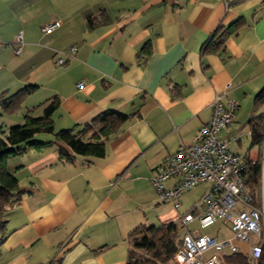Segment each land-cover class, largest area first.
Returning <instances> with one entry per match:
<instances>
[{
	"label": "crops",
	"instance_id": "1",
	"mask_svg": "<svg viewBox=\"0 0 264 264\" xmlns=\"http://www.w3.org/2000/svg\"><path fill=\"white\" fill-rule=\"evenodd\" d=\"M89 17L99 23L91 30ZM49 18L60 25L42 34ZM237 20L244 25L217 53H202L215 31ZM25 86L36 90L15 113L0 110L3 126L35 116L52 98L55 131L79 129L106 110L128 120L103 158L66 162L56 146L69 149L55 142L7 160L24 194L4 217L0 264H126L131 230L180 225L187 212H179L182 202L162 203L151 178L208 122L216 95L238 106L221 133L229 151L262 159L264 148H250L248 123L264 113V95L255 105L264 89V0H0V95Z\"/></svg>",
	"mask_w": 264,
	"mask_h": 264
},
{
	"label": "built area",
	"instance_id": "2",
	"mask_svg": "<svg viewBox=\"0 0 264 264\" xmlns=\"http://www.w3.org/2000/svg\"><path fill=\"white\" fill-rule=\"evenodd\" d=\"M59 25V20L49 18L40 32L50 34ZM22 44V34L18 33L14 41L15 55L20 54ZM74 50L71 48L70 52ZM65 57L69 58L64 54L56 63L63 65ZM76 86L78 89L84 87L82 82ZM237 107V103L225 94L216 95L208 122L189 141L181 143L176 153L167 156L151 178L159 200L176 207L193 188L208 186L200 201L178 219L181 244L173 256L175 264H221L224 255L241 251L239 244L246 245L245 253L253 260L261 255L264 245V156L261 159L260 203L257 204L243 181V173L257 160L232 154L229 141L221 136L233 124ZM217 220L223 221L231 234L229 238L220 239L218 231L213 237L200 232Z\"/></svg>",
	"mask_w": 264,
	"mask_h": 264
},
{
	"label": "trees",
	"instance_id": "3",
	"mask_svg": "<svg viewBox=\"0 0 264 264\" xmlns=\"http://www.w3.org/2000/svg\"><path fill=\"white\" fill-rule=\"evenodd\" d=\"M99 23L92 17L87 19V29L95 28ZM244 22L237 20L232 24L215 31L210 39L202 46L203 54H215L224 44L227 37L235 34ZM147 47L144 49L146 54ZM36 90L35 86H25L15 93L0 95V110L3 114H13L21 106L23 99ZM264 89L255 96V105L262 102ZM58 100L52 98L45 101L42 114L23 116L20 124L5 127L0 123V229L4 224L5 215L19 202L24 194L19 189L15 175L7 170L9 158L15 157L28 149L41 151L47 147L61 143L70 153L57 147L59 159L72 162L76 156L99 159L105 156L106 143L115 139L121 132L128 116L118 111L106 110L82 127L55 131L52 114L58 107ZM30 112V111H29ZM250 148H264V113L258 115L248 123ZM38 135H50L53 141L43 142ZM261 160L250 164L243 173L245 187L249 190L255 203H260L261 191ZM263 193H264V165H263ZM128 247L126 264H168L173 262V256L181 244L180 225L169 223L165 225H139L131 230L126 237ZM258 259H251L247 253L226 254L221 258V264H264V245L261 246Z\"/></svg>",
	"mask_w": 264,
	"mask_h": 264
},
{
	"label": "rangeland",
	"instance_id": "4",
	"mask_svg": "<svg viewBox=\"0 0 264 264\" xmlns=\"http://www.w3.org/2000/svg\"><path fill=\"white\" fill-rule=\"evenodd\" d=\"M33 114H35V116H40L42 114V110L39 109V110H36V112H33ZM18 115V114H17ZM34 116V115H33ZM13 125H16L13 124ZM12 126V125H11ZM246 129L245 131L243 132V135L240 137V142H241V145H242V148L246 146V143H247V139H248V136H246ZM47 136V135H46ZM39 137H45V135H38L36 139H38ZM234 147V146H233ZM235 149H237L235 147ZM235 151V150H234ZM231 152V151H230ZM261 156H264V151L262 153ZM263 158V157H262ZM261 160V159H260ZM208 189V186L207 185H199L195 188H193L192 190H190L188 193H186L180 200L182 202V205L180 206L179 208V212L182 214L188 210H190V208L192 207V205L197 202V201H200L202 195L205 193V191ZM166 208H165V211H167L169 209L170 206L168 205H165ZM194 226H196V224H194ZM219 232V236H220V239L222 238H229L231 236L230 232L228 231V229L225 227L224 223L222 220H217L213 225L207 227L206 229H203V230H200V232L202 234H207L209 236H215L216 235V232ZM239 248L242 250V251H247L246 250V245L244 244H239ZM208 255H206L207 257Z\"/></svg>",
	"mask_w": 264,
	"mask_h": 264
}]
</instances>
